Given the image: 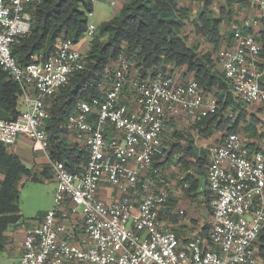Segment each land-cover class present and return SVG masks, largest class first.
<instances>
[{
  "label": "built area",
  "instance_id": "obj_1",
  "mask_svg": "<svg viewBox=\"0 0 264 264\" xmlns=\"http://www.w3.org/2000/svg\"><path fill=\"white\" fill-rule=\"evenodd\" d=\"M41 1L0 0V68L18 84L24 107L14 120L0 119V143L11 146L25 136L48 156L49 102L84 68V58L66 38L44 60L33 56L31 63L18 64L11 49L29 32L28 8ZM256 1L264 11V0ZM255 24L246 19L235 27L215 63L236 99L264 109V58ZM96 31L88 22L85 36ZM135 68L132 59L120 55L101 95L73 106L66 127L81 139L86 162L81 172H72L49 159L57 183L53 207L26 233L15 264H258L264 132L253 146L241 133L228 132L209 148L205 172L212 193L211 228L207 238L198 235L182 247L158 217L168 190L147 179L146 171L164 152L168 122L188 112L200 120L217 110V99L192 78L178 80L159 70L142 79L134 77ZM103 184L117 188L121 198L102 201L98 192ZM137 192L141 203L135 210Z\"/></svg>",
  "mask_w": 264,
  "mask_h": 264
},
{
  "label": "trees",
  "instance_id": "obj_2",
  "mask_svg": "<svg viewBox=\"0 0 264 264\" xmlns=\"http://www.w3.org/2000/svg\"><path fill=\"white\" fill-rule=\"evenodd\" d=\"M181 1L198 2L202 5L193 16V8L181 5ZM214 1L128 0L112 17L102 22L96 33L91 36L86 53H82L84 68L74 73L49 102L48 158L62 162L69 171L83 170L87 155L81 140L67 141L70 136L66 119L78 101H91L101 95L104 79L120 55L135 62L134 77L145 79L159 70L171 72L165 66V63H170L175 67L186 68L184 74H191V78L198 82L204 93H213L217 99V110L200 120H194L192 125L202 137L208 138L215 130L222 129H226V133H240L244 130L252 137L260 134L257 128L260 120L255 115L248 114L244 104L233 96L229 82L216 66L212 51L199 54L197 45L188 43L185 31L192 26V32L205 37L214 51L229 45L230 37L221 33L222 25L225 21H230L235 4L240 1L223 0L217 8V13L213 10ZM28 11L29 32L11 49L12 55L20 65L31 63L33 56L44 60L56 52L59 42L63 39L70 38L74 43L82 39L87 30V12L92 11V2L42 0L39 4L29 7ZM258 41L262 45L264 58V31L258 34ZM222 44L224 45L221 46ZM20 93L18 84L0 68V119L14 120L17 117L20 113ZM227 110H230L233 116L236 114L231 121L228 117L224 118V112ZM172 130V136L184 139L187 145L180 148L177 142L171 144V150L162 162H159L162 155H156L151 166L155 168L154 172L165 163H179L185 168L191 163H199V168L206 166L207 152L199 149L198 153L192 135ZM165 131L166 129L163 132V142L167 135ZM252 140L254 141L249 139L251 146L257 139ZM7 147L0 143V253L7 244L5 231L20 224L18 200L22 179L39 180L36 171L27 167L18 155L9 152ZM178 152L183 156L176 158ZM47 170L45 167L42 174ZM181 182L190 184L187 189L189 192L196 188L198 179L187 173ZM158 184L161 186L159 182ZM258 242L259 255L264 259V230L260 232Z\"/></svg>",
  "mask_w": 264,
  "mask_h": 264
},
{
  "label": "crops",
  "instance_id": "obj_3",
  "mask_svg": "<svg viewBox=\"0 0 264 264\" xmlns=\"http://www.w3.org/2000/svg\"><path fill=\"white\" fill-rule=\"evenodd\" d=\"M220 1L223 2V0H220ZM238 1H240V3L235 4V8L232 13V18L230 19L229 22L225 21L222 25V28H230V27L232 28L233 27L231 32L229 34H225L224 31H222L221 33H224L227 37H230V35L233 32V29L235 27L242 26L243 21L246 19L255 20L256 24L253 28L256 34H259L261 31H264V11L258 5V2L256 0H238ZM179 3L181 5H185L187 7L195 9V5L198 2L191 3V2L181 1ZM193 4L195 5L193 6ZM201 5H202L201 3H198L197 5L198 9L201 7ZM213 7L216 8L215 11L217 13L218 12L217 6H213ZM197 11H195V13ZM84 38L85 36L82 39H80L77 43H75V48L79 51H81L80 49L84 45L83 44L85 40ZM78 44H81V45L79 46ZM223 45L224 44H222L221 46ZM88 46L89 44L85 45L86 50ZM165 66L168 70H171L173 74L174 72H176L177 67H175L173 64L165 63ZM182 72L185 73V70ZM177 76L179 75L176 73V77ZM180 79L182 80L183 78L180 77ZM245 107L246 109L251 108L252 110H254L252 111L250 109L251 114L255 115L260 120V123L258 124V127H257L260 134H258L256 137H252L250 133L244 132V130L243 132L241 130L240 133L242 132L241 134L246 139L248 140L250 139L251 141H254L252 140V138L256 140L257 138L262 136L264 132V109H262L258 104L249 105ZM189 114L193 116L192 113L188 112L187 115ZM223 135L219 137L218 141L215 144L220 142ZM213 137H215V135L212 133V138ZM208 139H211V138H208ZM27 144L30 146V151L27 150L26 156L24 157L27 161H29L30 163H33L32 168L31 167L30 168L33 171L37 172L38 179H39L38 181H41L42 175L46 176L47 178L53 177L52 171L49 169L48 165L46 166V164L47 163L49 164V161H50L48 156L42 151H40L38 147L36 146V144L31 139L25 136H19L16 143L14 145H11V147H13V151L10 149V146H8L7 148L9 152H12L18 155V157L22 161L25 159H23V157H21L19 153L24 154V151L27 148ZM208 151L209 149L206 150L207 153ZM207 157H208V154H207ZM45 166L48 170L46 171L45 174H42V171L45 169ZM192 176L195 179H198V183L196 185V188H194L193 190L189 192H187V189L190 186L189 183L180 182V184H182L181 187H178L174 185L173 183L170 184L171 194L168 197L165 208H163L164 211H161L158 214L159 219H161L166 224V226L175 233L178 243L182 247L187 245L194 237L198 235H203L202 237L207 238L210 228H211V224H212L211 207L209 205V201L212 196V193L210 192L208 188L206 173L204 171V175L202 176H200V174L195 175L193 173ZM98 195L102 201L107 202V203L121 198V194L117 188L111 187L105 184L100 186ZM133 198H134V207L136 210L141 203V197H140L139 192L135 193ZM41 217L42 216H40V218ZM37 222L34 221L31 225H27L25 227H21L19 226L21 224H18V225L9 227L5 231V235L7 237V244H6L4 251L0 253V264H15L18 261V259L20 258L22 254V244H23L24 237L26 233ZM255 246H256L255 248H256V254L258 258V264H264V259L259 255L258 238H257ZM2 253H5V254L3 255Z\"/></svg>",
  "mask_w": 264,
  "mask_h": 264
},
{
  "label": "rangeland",
  "instance_id": "obj_4",
  "mask_svg": "<svg viewBox=\"0 0 264 264\" xmlns=\"http://www.w3.org/2000/svg\"><path fill=\"white\" fill-rule=\"evenodd\" d=\"M128 0H94L92 1V16L87 17L88 22L94 24L97 28L99 25L104 22L105 20L109 19L110 17L113 16L121 6ZM220 0H215L213 6H218L220 5ZM192 5V4H190ZM195 4H193L194 6ZM198 3L195 5V9H193V12L191 15L195 16L196 13L195 11L198 10ZM192 7V6H191ZM216 8L213 7L214 12ZM195 10V11H194ZM192 27V26H191ZM189 26L185 32H187L188 35V43L190 44H195L197 45V51L199 54H203L206 51H212L213 58H215V55L217 51L220 49V47L214 51L213 46L208 43L207 39L203 36L196 35L195 33L192 32V29ZM233 28V27H232ZM232 28H222V31H224L225 34H229L232 30ZM83 42V47L80 49L83 54L86 53V47L85 45H88L90 43L91 36H85ZM82 44V43H81ZM81 44H78L79 46ZM77 45V46H78ZM136 69V68H135ZM186 68L183 67H177L176 72H174V76H176V73L183 78L184 80L191 78V74L185 75L184 71ZM134 72V69L133 71ZM177 76L178 80H181L180 77ZM182 79V80H183ZM207 96L216 98L213 93H206ZM18 105H20V110H24L23 105L21 104L20 98L18 101ZM251 109V108H250ZM250 109H246L247 113H251ZM254 111V110H252ZM258 113V112H257ZM256 113V114H257ZM230 110H227L224 112V118L229 119V121L234 119V116L236 115L234 113L233 117H229ZM226 115V116H225ZM194 124V117L192 115H187L181 114L178 117H175L171 120L170 125L166 127V137L164 138L163 142V148H164V153L161 156V159L159 162H162L164 158L166 157V154L171 150V144L174 142L179 144L180 148H184L187 145V142L184 139L173 137L172 133L174 132L172 129H176L182 134L190 133L193 137L194 145L197 148V151L199 153V149H206L208 150L211 146H213L221 137L224 133H226V129L222 130H215L213 134L215 137L208 139L204 138L201 135L198 134V132L192 128V125ZM242 125V123H240ZM69 138L67 141L72 142L75 139H80L77 137L75 134H72L69 132ZM81 140V139H80ZM82 143V141H80ZM10 149L13 151V147L10 146ZM27 150L30 151V146L27 144V148L24 151V154L19 153L23 159H25L24 156H26ZM208 154V153H207ZM206 154V159L208 158ZM177 156H183L181 152L176 153V158ZM202 157V155H200ZM174 158V160L176 159ZM22 162L27 166L31 167L33 163H30L29 161L22 160ZM49 164L47 163L46 166ZM199 163L197 165H194L193 163L189 164L187 168L184 166H181L179 163H165L162 168L156 169L154 167H151L146 171L147 174V179H152L151 181L153 183H157L159 186L158 182L161 184V186H165V188L168 190L169 195L171 194V189H170V184H174L178 187H181L182 184H180L181 180L185 176V174H200V176L204 175L205 171V165L203 168L198 167ZM45 166V167H46ZM50 169V168H49ZM51 170V169H50ZM52 171V170H51ZM202 172V173H201ZM37 173V172H36ZM53 173V172H52ZM2 175H0L1 179ZM53 179V180H52ZM21 183L23 184L20 186V191H19V200H18V206L20 209L21 213V220L19 226L25 227L27 225H31L34 221H38L40 216L42 214L51 209L53 207V199H54V191L56 189L57 183L56 180L53 177L47 178L46 176H41V181H32V180H27L26 178H23ZM183 190V189H182ZM210 223V222H209ZM3 255L5 253H2ZM2 262V261H1Z\"/></svg>",
  "mask_w": 264,
  "mask_h": 264
},
{
  "label": "clouds",
  "instance_id": "obj_5",
  "mask_svg": "<svg viewBox=\"0 0 264 264\" xmlns=\"http://www.w3.org/2000/svg\"><path fill=\"white\" fill-rule=\"evenodd\" d=\"M92 2V1H91Z\"/></svg>",
  "mask_w": 264,
  "mask_h": 264
}]
</instances>
